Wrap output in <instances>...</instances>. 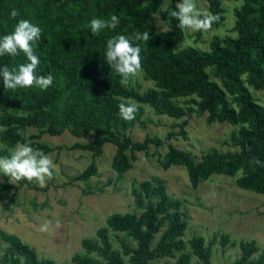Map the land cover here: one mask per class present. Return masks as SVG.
<instances>
[{"label":"trees","instance_id":"obj_1","mask_svg":"<svg viewBox=\"0 0 264 264\" xmlns=\"http://www.w3.org/2000/svg\"><path fill=\"white\" fill-rule=\"evenodd\" d=\"M0 0V39L11 34L20 19H27L41 28V38L33 45L40 64L36 75L54 78L47 90L37 86L5 89L0 77V141L6 145L1 155L10 156L8 147L32 141L31 146L48 154L54 148L40 140L42 133L61 135L65 131L77 137L93 133V141L76 142L73 149L102 155L107 143L116 151L111 166L119 174L130 170L137 160V152H150L151 145H168L160 154V165L186 167L194 188L214 174L235 177L236 185L264 195V105L249 88L264 91V0H241L234 13L236 34L212 36L209 48L186 46L176 49L186 29L178 27V20L169 13L180 0ZM209 11L226 19L224 0H206ZM12 11L18 15L13 18ZM118 15L120 24L115 30L104 29L93 35L89 21L109 19ZM160 14L168 28L157 29ZM148 32V42L139 41L142 70L154 86L145 91L122 82L106 62L107 40L117 34L132 38L135 33ZM134 43H136L134 41ZM23 52L17 56H0V67L10 70L28 63ZM181 99L183 101L181 102ZM132 102L138 106L135 119L126 121L119 114L120 103ZM149 105L156 114L182 119L177 124L180 133L188 117L207 113V121L228 122L237 126L227 144L235 150L217 148L200 159L186 149L175 146L171 140L178 132L171 130L165 136L147 135L136 141L130 131L137 124H145L143 116ZM29 127L39 132L27 133ZM98 173L93 161L72 181H86ZM25 183H12L6 176L0 178V194L13 189L10 202L17 199ZM147 196L153 193L156 201H146L135 191L138 212H114L106 224L97 230V238L82 240L83 251L72 256L73 264H213V245L219 234L207 242L203 235L184 238L188 221L180 210V200L170 197L163 184L153 189L144 182ZM33 187L40 188L35 185ZM111 231L120 238L115 246ZM0 236L9 251L0 252V264H56L53 258L40 257L37 250L14 233L0 228ZM223 246L236 244L227 233L220 234ZM239 257L230 264H264V249L256 239L238 242ZM171 259H174L172 261Z\"/></svg>","mask_w":264,"mask_h":264},{"label":"rangeland","instance_id":"obj_2","mask_svg":"<svg viewBox=\"0 0 264 264\" xmlns=\"http://www.w3.org/2000/svg\"><path fill=\"white\" fill-rule=\"evenodd\" d=\"M169 1L163 3L164 8ZM240 2L224 0V23L207 32L186 29L176 49L190 45L208 49L213 35L236 34L234 9ZM197 6L202 11H209L206 0H197ZM156 17L157 29L166 30L167 23L160 14ZM124 83L130 87H139L141 91L154 86L153 81L145 79L142 69L136 75L129 76ZM249 88L264 105V91L252 86ZM143 106L145 124L137 123L130 131L136 141H143L147 135L165 136L175 130L179 135L171 142L181 149L191 151L197 159L214 148L222 151L236 149L226 143L237 129L236 125L218 121L209 123L207 113L201 116L194 113L188 117L184 127L187 137H184L180 133L182 128L177 125L182 119L159 115L149 105ZM33 132H39L38 128L27 129V133ZM93 138V133L84 137L74 136L69 131L61 135L42 133L40 140L54 148L47 154L55 165L53 176L45 178L43 187L35 179L31 182L25 180L17 199L12 203L10 199L13 189L0 194V228L19 235L37 250L40 257L53 258L56 264H73L74 253L83 251L82 240L86 237L97 238L98 228L106 224L110 214L141 211L136 208L135 191L146 201L149 198L154 201L158 199L155 193L147 196L143 183L149 182L153 189L163 184L170 197L180 200V210L188 221L184 234L186 240L194 235H203L209 242L215 239V233L219 234L212 247L213 264H230L239 257L241 250L238 242L243 239L257 240L261 250L256 256L264 249L263 194L242 189L236 185L235 177L217 173L194 188L185 166L173 165L164 169L160 165L159 156L168 150L167 144L160 147L151 145L149 154L138 151L133 167L119 174L111 166L116 151L114 144L107 143L103 154L99 156H94L91 151L70 148L76 142H90ZM16 146L8 147L11 153ZM5 147L0 141V157H3L1 150ZM93 161L98 165L96 175L86 181H72L74 175L82 172ZM0 178L5 179L6 176L0 174ZM12 183L19 184L20 181ZM35 185L40 188L33 187ZM45 223L48 224L46 231L42 230ZM223 232L237 243L223 246L220 240ZM111 235L115 246L120 247L119 237L125 238L124 234L118 233L117 236L111 231ZM7 251L8 244L0 236V252ZM163 262L161 260L157 264Z\"/></svg>","mask_w":264,"mask_h":264},{"label":"clouds","instance_id":"obj_3","mask_svg":"<svg viewBox=\"0 0 264 264\" xmlns=\"http://www.w3.org/2000/svg\"><path fill=\"white\" fill-rule=\"evenodd\" d=\"M178 20L181 30L207 32L211 30L213 23L220 20L219 14L210 11H202L197 6V0H180L176 9L169 13ZM18 15L12 11L11 16ZM120 24L118 15H111L109 19L93 18L89 21L91 33L95 36L104 29L115 30ZM41 38V28L27 19H20L11 34L4 35L0 39V56H17L23 52L28 63L18 66V69L10 70L8 66L0 67V77L3 78L5 89L15 90L19 88L37 86L41 90H47L53 84V76L48 74L36 75V69L40 64L39 57L34 53L33 45ZM151 39L148 32L135 33L132 38L124 34H117L107 40L106 62L126 82L129 76L136 75L142 69L141 47L139 41L148 42ZM134 41L136 43H134ZM119 114L122 119L131 121L135 119L138 106L135 103H120ZM0 131H6L0 128ZM32 141L17 144L10 156L0 157V174L10 178L12 182L21 180L39 182L44 186L45 178H52L55 167L52 158L43 150L33 148ZM48 224L42 225L46 231ZM23 264V258H21Z\"/></svg>","mask_w":264,"mask_h":264}]
</instances>
